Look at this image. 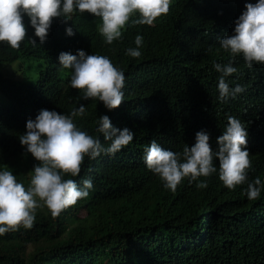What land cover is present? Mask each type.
I'll return each mask as SVG.
<instances>
[{
  "label": "trees",
  "instance_id": "1",
  "mask_svg": "<svg viewBox=\"0 0 264 264\" xmlns=\"http://www.w3.org/2000/svg\"><path fill=\"white\" fill-rule=\"evenodd\" d=\"M248 2L258 0H171L166 15L150 26L130 21L121 39L110 45L103 36L95 37L96 24L87 35L73 37L57 27L50 33L57 49L46 52L24 16L27 36L36 45L27 37L18 49L0 42V171H12L18 182L29 186L38 161L19 137L42 109L70 114L84 104V116L74 123L105 147L110 141L96 131L100 116L108 115L113 126L135 135L114 155L86 156L78 176L64 175L81 186L83 180H92L86 198L56 217L46 206L38 207L31 229L21 226L0 235V264H264V189L250 200L247 183L227 188L219 179L216 158V173L196 181L184 178L173 192L144 161L153 140L182 152L185 144L195 145L200 131L209 134L216 151L228 116H234L248 132V181L259 178L264 183V66L254 63L249 68L242 54L233 57L219 43L234 34L235 21ZM91 23L88 15L79 14L74 29ZM66 24L73 26L72 21ZM137 35L143 37L141 55L131 57L127 50L137 47ZM87 42L93 54L103 52L125 74L124 101L114 110L98 98L81 99L82 92L71 87L73 72L59 61L49 72L28 65L7 72L1 68L19 58L57 50L60 55L70 51V44ZM229 61L237 72L226 82L245 91L221 102L214 63ZM200 182L207 187L198 188Z\"/></svg>",
  "mask_w": 264,
  "mask_h": 264
},
{
  "label": "clouds",
  "instance_id": "2",
  "mask_svg": "<svg viewBox=\"0 0 264 264\" xmlns=\"http://www.w3.org/2000/svg\"><path fill=\"white\" fill-rule=\"evenodd\" d=\"M170 3L171 0H0V42L18 49L28 38L24 23V16L27 15L45 52L57 49L50 40L52 29L57 27H61L65 35L73 37L87 35L96 24L95 37L103 36L105 43L110 45L121 39L122 29L130 21L133 25L150 26L158 17L169 12ZM245 8L235 21L234 34L226 35L219 43L233 57L242 54L249 68L254 63L264 66V0L248 2ZM136 13L139 18L133 19ZM79 14H86L92 20L91 25L81 31L76 26L74 29L75 17ZM69 21L73 22V26L66 24ZM28 39L36 45L35 39ZM142 43L143 37L137 35V47L128 48L127 55L139 57ZM73 44H70L69 52H61L60 55L57 50L48 56L19 58L11 63L28 65L36 72H49L52 63L59 61L63 68L73 72L71 87L82 92L81 99L98 98L109 111L120 107L124 101V72L103 56V52L93 54V46H89L88 42L78 47ZM214 68L220 73L218 92L221 102L245 91L241 85L230 87L226 82L227 77L237 72L232 61L214 63ZM85 112L84 104L73 108L70 114L42 109L35 120L27 121V131L19 137L20 143L38 163L30 173L27 188L17 181L12 171H0V235L16 231L21 226L31 229L38 207L46 206L56 217L78 200L86 198L93 188L92 180H83L81 186L73 179H64V175L78 176L86 156L95 159L102 153L114 155L133 140L135 134L132 131L116 128L109 116L103 115L98 120L96 131L103 134L104 140L110 141L105 147L99 139L74 123V119L83 117ZM247 137L245 125L238 118L228 116L227 126L217 138L218 150L211 148L209 134L200 131L196 134L195 145L189 147L185 144L182 152L164 149L153 140L145 150L144 161L147 168L164 182V187L174 192L184 178L196 181L199 177L216 173L214 160L218 158L219 179L224 186L234 190L236 186L247 183L246 195L254 200L260 196L264 183L259 178L248 181L251 159ZM196 186L206 188L207 183L200 182Z\"/></svg>",
  "mask_w": 264,
  "mask_h": 264
},
{
  "label": "rangeland",
  "instance_id": "3",
  "mask_svg": "<svg viewBox=\"0 0 264 264\" xmlns=\"http://www.w3.org/2000/svg\"><path fill=\"white\" fill-rule=\"evenodd\" d=\"M17 64L18 62H15V63H11V64H6V65H1V68L7 72V71H10V70H15L17 68ZM1 95V94H0Z\"/></svg>",
  "mask_w": 264,
  "mask_h": 264
}]
</instances>
